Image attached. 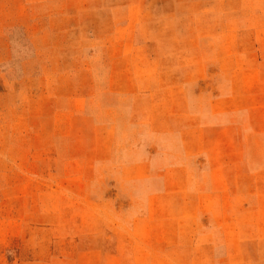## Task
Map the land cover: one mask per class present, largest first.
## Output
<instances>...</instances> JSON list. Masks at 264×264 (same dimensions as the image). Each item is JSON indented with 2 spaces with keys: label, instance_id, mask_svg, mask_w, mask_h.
<instances>
[{
  "label": "rangeland",
  "instance_id": "1",
  "mask_svg": "<svg viewBox=\"0 0 264 264\" xmlns=\"http://www.w3.org/2000/svg\"><path fill=\"white\" fill-rule=\"evenodd\" d=\"M0 264H264V0H0Z\"/></svg>",
  "mask_w": 264,
  "mask_h": 264
},
{
  "label": "crops",
  "instance_id": "2",
  "mask_svg": "<svg viewBox=\"0 0 264 264\" xmlns=\"http://www.w3.org/2000/svg\"><path fill=\"white\" fill-rule=\"evenodd\" d=\"M141 165H144V163H141ZM208 194H211V193H208Z\"/></svg>",
  "mask_w": 264,
  "mask_h": 264
}]
</instances>
